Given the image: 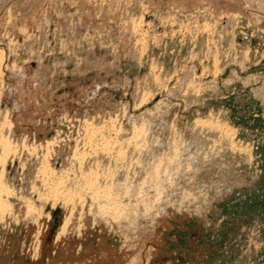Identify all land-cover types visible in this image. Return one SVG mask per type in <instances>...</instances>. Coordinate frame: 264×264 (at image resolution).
Instances as JSON below:
<instances>
[{"label": "rangeland", "instance_id": "374dc122", "mask_svg": "<svg viewBox=\"0 0 264 264\" xmlns=\"http://www.w3.org/2000/svg\"><path fill=\"white\" fill-rule=\"evenodd\" d=\"M0 49L24 73L0 76V132L16 100L15 135L40 148L7 172L0 264H264V0H0ZM180 145L200 212L169 166Z\"/></svg>", "mask_w": 264, "mask_h": 264}, {"label": "bare ground", "instance_id": "6f19581e", "mask_svg": "<svg viewBox=\"0 0 264 264\" xmlns=\"http://www.w3.org/2000/svg\"><path fill=\"white\" fill-rule=\"evenodd\" d=\"M140 22H141V20H140ZM140 22L137 24V26H139L140 25ZM141 24H142V22H141ZM204 26H205V28L206 29H209V27H210V25H209V23H205L204 24ZM136 28V27H135ZM4 61H5V57H4V50H2V49H0V76H2L4 73L5 74H7V72H11V74H13V76L14 77H16V78H20V77H22L23 75H24V73L20 70V69H18L17 68V66H15V64H12L11 65V68L8 66V64H6V63H4ZM218 69V68H217ZM7 78H5L4 80H6ZM5 82V81H4ZM192 85V84H191ZM7 86H9V84H8V82L6 81V85L4 84V90H5V94H9V90H8V87ZM261 90V89H260ZM259 92H261V95H262V98L264 99V89H262L261 91H259ZM17 101L15 100L14 101V104L13 105H11L9 108H5V110L3 109V111H1L2 112V116H1V132H0V214L2 215V216H5V214L7 215V214H11V212H12V210H13V204H11L10 202H9V198H10V196H12L13 194H14V188L11 186V182L9 181V180H7L6 178H7V176H8V171H10V173H11V171L14 169V167H15V165H14V160H15V157H16V154H17V152L19 151V150H21V152H20V155H26V154H29V155H31V154H33V155H36L37 154V152H38V149H40V148H38V146H36V145H34V144H32V145H29V143H28V141H29V139H28V136L27 135H22V136H16L15 135V130H13V120L11 119V117H13V115L15 114V112H16V109L17 108H19V105H18V103H16ZM161 106V105H160ZM12 111V112H11ZM165 112V111H164ZM164 114V113H163ZM0 115H1V113H0ZM148 124V126H149V123H147ZM215 127L217 128H220L221 130H223V132L227 135V137H230L231 139H232V137H233V135H234V133H235V129H234V127H232L231 125H228V124H226V123H220L219 121H217L216 122V124H215ZM150 128V127H149ZM95 129V128H94ZM196 130V129H195ZM89 131V130H88ZM196 132V131H195ZM222 132V133H223ZM145 133V135H146V133H147V131H145L144 132ZM221 133V132H220ZM88 134V133H87ZM194 134V133H193ZM58 136V135H57ZM197 136H198V134L196 135H194V141H192V143H191V147H193V146H195V145H198V138H197ZM90 137V136H89ZM197 138V139H196ZM58 139V138H57ZM160 139V138H159ZM169 139V138H168ZM226 139V138H225ZM129 140V139H128ZM55 141V140H54ZM53 141V142H54ZM164 141H166L165 140V138L164 137H162V141L161 142H159V141H157V142H159V143H162V144H165V142ZM229 141H230V139H229ZM53 142H50V141H48V143H47V145H48V147H47V151H46V155L44 154V156H43V158H42V156L40 157V159H41V161H40V163H42L41 165H40V167H39V169H38V173H39V175H41V178L42 179H45L44 181H48V183H49V185L51 184L50 182H49V179H50V175H53L54 174V171L51 169V164H50V160H51V158L50 157H52L53 155H52V149L50 150V148L51 147H54V145H55V143L53 144ZM156 142V141H155ZM171 143V142H170ZM149 145V144H148ZM157 145V144H156ZM156 145H154V146H156ZM160 145V144H159ZM57 146V145H56ZM162 146L163 145H161V148L160 149H162ZM165 146H166V144H165ZM181 146V145H180ZM149 147V146H148ZM151 147V146H150ZM149 147V148H150ZM148 148V149H149ZM188 148H190L188 145L186 146V149H188ZM77 149V148H76ZM177 150V149H176ZM215 150V149H214ZM213 150V151H214ZM186 151V150H185ZM185 151H184V148H183V146H181L180 147V150L179 151H177V152H175V151H173V153L175 152V153H178V158H177V160L178 161H176L175 159H176V157H175V161L172 163L171 162V164H169V166L171 165V166H173V165H177L176 166V169H175V167H173V169H175L176 170V172L175 173H177L176 174V179H180L179 181H178V187L180 188V184H181V186L183 185V186H186V185H188V184H190V186H188V188L189 187H191V185H193L195 188H198V189H201L202 190V192H200L199 194H197L198 195V198L199 199H203V195H204V192H205V190H206V186L205 185H203L202 183H200L201 181H198V178L197 179H195V177H197V174H198V172H199V170L198 169H196V167L195 168H192L191 169V167L190 166H181L180 164L181 163H184V162H186L185 160H189V159H191V158H189L188 157V155H185ZM148 153H149V151H147ZM146 151H145V153H147ZM164 152V151H163ZM172 152V151H171ZM174 153V154H175ZM142 154V153H141ZM143 154H144V152H143ZM202 154V153H201ZM201 154H199V156H201ZM15 155V156H14ZM52 155V156H51ZM83 155H85V153L83 154ZM82 155V156H83ZM138 155V154H137ZM37 156V155H36ZM81 156V157H82ZM85 156H87V155H85ZM141 156V155H140ZM148 156V155H147ZM196 156V157H195ZM198 156V154H197V152L195 153V155L193 156L195 159H192V160H190L189 162L191 163H195L196 162V159L199 157ZM23 157V156H22ZM145 157V156H144ZM192 157V158H193ZM211 157H213V156H211ZM80 158V157H79ZM143 158V157H142ZM147 158V157H146ZM157 158V157H156ZM215 157H213V158H211V159H209V161L211 160H214L215 161V159H214ZM84 159H85V157H84ZM83 159V157H82V160H84ZM145 159V158H144ZM143 159V160H144ZM154 159V158H153ZM198 159H200V157L198 158ZM207 160H208V158H206ZM147 160H148V158H147ZM146 160V161H147ZM172 160V159H171ZM15 161H17V160H15ZM173 161V160H172ZM210 161V162H211ZM83 162V161H82ZM139 162V161H138ZM150 162V161H149ZM213 162V161H212ZM84 163V162H83ZM152 163V162H151ZM177 163V164H176ZM17 164V163H16ZM167 166V165H166ZM194 166V165H193ZM165 167V166H164ZM202 167H204V166H202ZM144 168V167H143ZM151 168V167H150ZM166 168V167H165ZM218 168H219V165H218ZM168 170V169H167ZM219 170V169H218ZM89 171H91V169L89 170ZM170 171V170H169ZM186 171H190V174L189 175H186V176H184V174H185V172ZM62 173V172H61ZM67 173V172H66ZM90 173V172H89ZM88 173V174H89ZM171 173V172H170ZM174 173V174H175ZM65 174V173H64ZM87 174V175H88ZM223 174L224 173H221V175L223 176ZM12 175V174H11ZM10 175V176H11ZM62 175V174H61ZM69 175V174H68ZM68 175H66L67 177H69ZM227 177V176H226ZM61 179V176L59 175V177L57 178V180L58 179ZM64 178V177H63ZM193 178V179H192ZM158 179V178H157ZM165 179V178H164ZM66 179H64V181H65ZM69 179L67 178V181H68ZM46 181V182H47ZM72 181V180H71ZM173 181H174V179H173ZM196 181H198V183L196 182ZM212 181L214 182V185L216 184V186H218L217 185V183H218V179H212ZM42 182V181H41ZM53 182V181H52ZM54 182H56V180H54ZM59 182H60V180H59ZM58 181H57V183H59ZM73 182V181H72ZM79 182V181H78ZM57 183H56V185H57ZM65 183V182H64ZM54 185H55V183H53ZM63 184V183H62ZM78 184V183H77ZM86 184V183H85ZM90 184V183H89ZM92 184V183H91ZM166 184V183H165ZM205 184V183H204ZM13 185V184H12ZM41 185V184H40ZM88 185V184H87ZM172 185V184H171ZM210 185V184H209ZM43 186H44V183H43ZM51 186V185H50ZM50 186H49V190H50V192H52L51 191V189H50ZM59 186V185H58ZM61 186V185H60ZM59 186V187H60ZM63 186V185H62ZM173 186V185H172ZM171 186V187H172ZM176 185H174V187H175ZM21 187V186H20ZM57 187V186H56ZM55 187V188H56ZM59 187H57L58 188V191H59ZM70 187V186H69ZM89 187V186H88ZM177 187V188H178ZM86 188V187H85ZM90 188V187H89ZM153 188V187H152ZM163 188H166V187H163ZM54 189V188H53ZM52 189V190H53ZM88 189V188H87ZM91 189V188H90ZM170 189V188H169ZM55 191L57 190V189H54ZM54 190H53V192H54ZM175 190V189H174ZM177 190V189H176ZM189 190H191V188H189ZM58 191H56L57 193H58ZM158 191V190H157ZM48 192V191H47ZM49 192V194L51 195L52 193H50ZM56 192H54L53 194H55ZM62 191H60V194H63V193H61ZM73 192V191H72ZM96 192V191H95ZM169 192V191H168ZM167 192V193H168ZM175 192V191H174ZM39 193H40V191H39ZM77 193V192H76ZM165 193V192H164ZM49 194H48V196H49ZM52 194V195H53ZM72 194V193H71ZM86 194V193H85ZM96 194V193H95ZM170 194H172V193H169V196L168 197H171L170 196ZM37 195V194H36ZM41 195V194H40ZM44 194H43V192H42V196H43ZM108 195V194H107ZM55 196V195H54ZM53 196V197H54ZM60 196V195H59ZM62 196V195H61ZM63 196H64V194H63ZM113 196V195H112ZM164 196V195H163ZM176 196V195H175ZM178 196V195H177ZM46 197V196H45ZM50 197V196H49ZM56 197V196H55ZM57 197H58V194H57ZM108 197V196H107ZM110 197V196H109ZM167 197V198H168ZM39 198H40V196H39ZM48 198V197H47ZM46 198V199H47ZM111 198V197H110ZM164 198V197H163ZM176 198V197H175ZM174 198V199H175ZM41 199V198H40ZM53 199V198H52ZM57 199V198H56ZM55 199V200H56ZM81 199V198H80ZM108 199V198H107ZM169 200L171 199V198H168ZM177 199V198H176ZM175 199V200H176ZM181 199V198H180ZM25 200V199H24ZM165 200V199H164ZM172 200H173V198H172ZM172 200H170V201H172ZM174 200V201H175ZM179 200V199H178ZM178 200L177 201H175V203L177 204V202H178ZM29 201V200H28ZM27 201V202H28ZM65 201H66V199H65ZM159 201V200H158ZM173 201V202H174ZM75 203V202H74ZM180 203V202H179ZM178 203V204H179ZM28 204V203H27ZM29 204H30V202H29ZM28 204V205H29ZM31 204H32V202H31ZM30 204V205H31ZM67 204V203H66ZM165 204V203H164ZM182 204V203H181ZM180 204V205H181ZM192 204V203H191ZM15 205V204H14ZM54 205H56V204H54ZM54 205H52V208H53V206ZM115 205V204H114ZM159 205V204H158ZM184 205V204H183ZM106 206V205H105ZM156 206V205H155ZM31 206H28V209L30 208ZM150 207V206H149ZM148 207V208H149ZM180 207H182V206H180ZM35 208V207H34ZM52 208H50V209H52ZM90 208V207H89ZM105 208V207H104ZM119 208V207H118ZM27 209V210H28ZM30 209H32V207L30 208ZM49 209V210H50ZM123 209V208H122ZM155 209V208H154ZM163 209V208H162ZM105 210V209H104ZM156 210V209H155ZM165 210V209H164ZM29 211V210H28ZM48 211V210H47ZM91 211V210H90ZM152 211V210H151ZM34 212V211H33ZM43 212V211H42ZM132 212V211H131ZM162 212V211H161ZM163 212H165V211H163ZM48 213V212H47ZM46 213V214H47ZM71 212H69V214H70ZM138 213V212H137ZM43 214V213H42ZM72 214H73V212H72ZM14 215V214H13ZM49 216V215H48ZM69 216V215H68ZM67 216V217H68ZM117 216V215H116ZM157 216V215H156ZM1 217V216H0ZM41 217V216H40ZM66 217V218H67ZM71 217V216H70ZM70 217H68V218H70ZM1 219H4V218H1ZM71 219V218H70ZM70 219H69V221H70ZM137 219V218H136ZM1 221V220H0ZM152 221V220H151ZM71 222H73L72 220H71ZM135 223H136V221H135ZM137 224V223H136ZM117 225H118V223H117ZM121 225V224H120ZM125 225V224H124ZM123 225V226H124ZM70 225H69V223H68V219H66L64 222H63V225H62V230L63 231H65L68 227H69ZM72 226V225H71ZM122 226V225H121ZM121 226H118V227H121ZM122 226V228L121 229H124V227ZM138 226V225H137ZM136 226V227H137ZM149 227V226H148ZM126 228V227H125ZM74 229V228H73ZM120 229V228H119ZM141 229V228H140ZM61 230V231H62ZM132 230V229H131ZM136 230H137V228H136ZM119 232H120V230H119ZM127 232L128 231H126V230H124V231H122V233L123 234H127ZM121 233V232H120ZM125 234V235H126ZM134 234V233H133ZM58 236V235H57ZM126 236H128L127 238V240H128V242L130 243V245L132 244V242H133V235L132 234H130V235H126ZM133 245V244H132Z\"/></svg>", "mask_w": 264, "mask_h": 264}, {"label": "flooded vegetation", "instance_id": "af4514ba", "mask_svg": "<svg viewBox=\"0 0 264 264\" xmlns=\"http://www.w3.org/2000/svg\"><path fill=\"white\" fill-rule=\"evenodd\" d=\"M235 188V186L233 187V189ZM233 189L231 190V191H233ZM222 190H223V188H222ZM219 191H221V190H219ZM219 193V192H218ZM201 201H203L202 202V206H203V208H202V206L200 207L201 209H198V211H196V212H200L201 210H203L204 208H205V205H206V207H207V203L211 200V198H209V200H207L205 203H204V201L205 200H202V199H200ZM205 214V213H204ZM206 216L207 215H202V217H203V219H204V222H206V220H205V218H206ZM244 223V222H243ZM263 226V225H262ZM228 229H236V227L235 226H230V227H228ZM186 230L189 232V240H190V242L191 243H194L195 242V240L194 239H196V238H198L199 237V235L200 234H202V231L200 230V226H195L193 229H191V228H189V227H187L186 228ZM258 233V232H257ZM256 235H258V234H256ZM257 238H260V233H259V237H257Z\"/></svg>", "mask_w": 264, "mask_h": 264}, {"label": "crops", "instance_id": "0c3cea01", "mask_svg": "<svg viewBox=\"0 0 264 264\" xmlns=\"http://www.w3.org/2000/svg\"><path fill=\"white\" fill-rule=\"evenodd\" d=\"M222 167V166H221ZM226 179H227V177H225ZM229 178V177H228ZM221 179V178H220ZM218 180V183H220V181H222V180ZM225 180H223V182H224ZM229 181V180H228ZM226 182V181H225ZM225 186V185H224ZM218 188L219 189H221V191H222V188H223V186H218ZM221 191H219V193L221 192ZM198 211V210H197Z\"/></svg>", "mask_w": 264, "mask_h": 264}, {"label": "water", "instance_id": "95a60500", "mask_svg": "<svg viewBox=\"0 0 264 264\" xmlns=\"http://www.w3.org/2000/svg\"><path fill=\"white\" fill-rule=\"evenodd\" d=\"M69 78V77H68ZM74 79L77 77H73ZM54 132L49 133L47 136H51Z\"/></svg>", "mask_w": 264, "mask_h": 264}]
</instances>
